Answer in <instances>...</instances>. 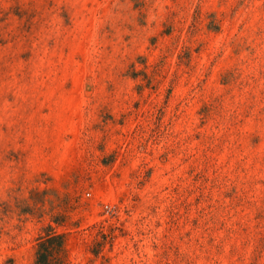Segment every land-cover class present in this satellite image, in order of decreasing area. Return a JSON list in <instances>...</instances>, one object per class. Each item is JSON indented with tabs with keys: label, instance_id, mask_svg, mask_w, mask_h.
<instances>
[{
	"label": "rangeland",
	"instance_id": "rangeland-1",
	"mask_svg": "<svg viewBox=\"0 0 264 264\" xmlns=\"http://www.w3.org/2000/svg\"><path fill=\"white\" fill-rule=\"evenodd\" d=\"M264 264V0H0V264Z\"/></svg>",
	"mask_w": 264,
	"mask_h": 264
},
{
	"label": "trees",
	"instance_id": "trees-1",
	"mask_svg": "<svg viewBox=\"0 0 264 264\" xmlns=\"http://www.w3.org/2000/svg\"><path fill=\"white\" fill-rule=\"evenodd\" d=\"M64 241V234L47 231L37 241L33 264H63Z\"/></svg>",
	"mask_w": 264,
	"mask_h": 264
}]
</instances>
